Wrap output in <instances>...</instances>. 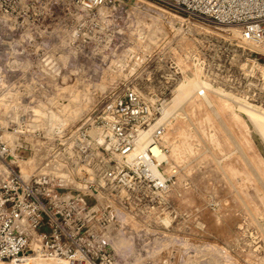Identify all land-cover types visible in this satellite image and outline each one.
<instances>
[{
	"label": "built area",
	"instance_id": "1",
	"mask_svg": "<svg viewBox=\"0 0 264 264\" xmlns=\"http://www.w3.org/2000/svg\"><path fill=\"white\" fill-rule=\"evenodd\" d=\"M95 17L117 27L102 38L135 58L131 71L152 64L167 91L149 96L127 85L95 118L47 130L40 103L8 112L0 122V264H115L113 203H153L172 186L161 142L171 117L164 120L163 112L187 75L177 57L186 36L218 29L264 54V0H0V56L52 58L46 73L54 81L29 85L54 87L63 69L58 58L78 53L79 26ZM27 136L43 145H29ZM21 150L36 158L28 176Z\"/></svg>",
	"mask_w": 264,
	"mask_h": 264
},
{
	"label": "rangeland",
	"instance_id": "2",
	"mask_svg": "<svg viewBox=\"0 0 264 264\" xmlns=\"http://www.w3.org/2000/svg\"><path fill=\"white\" fill-rule=\"evenodd\" d=\"M78 33V53L58 58L63 69L54 87L29 85L54 81L46 73L52 58L0 56L1 123L11 109L22 113L40 103L60 107L67 125L77 126L95 118L104 100L127 85L149 96L167 91L152 64L132 72L135 58L123 57L116 41L102 38L117 34L116 26L110 29L95 17ZM222 33L193 29L177 57L187 70L184 79L206 80L231 95L207 89V101L194 92L171 116L161 140L171 189L153 203H113L109 236L115 264H264V137L233 99L264 108V54L234 33ZM22 139L43 145L36 136ZM21 154L28 157L22 170L30 175L34 153Z\"/></svg>",
	"mask_w": 264,
	"mask_h": 264
},
{
	"label": "bare ground",
	"instance_id": "3",
	"mask_svg": "<svg viewBox=\"0 0 264 264\" xmlns=\"http://www.w3.org/2000/svg\"><path fill=\"white\" fill-rule=\"evenodd\" d=\"M196 76V75H195ZM188 80L184 79L180 83H178L175 91L174 96L170 100V102L167 104L164 112H163V119H169L177 109L183 107V105L187 102V100L190 98V96L201 89H212L214 91L224 93V94H230L224 91V89L216 88L211 83H209L206 80H199L195 77H188ZM231 95V94H230ZM205 100L209 101V98L204 95ZM233 99L236 101V103L240 104L239 107L243 112H246L248 116L250 117V120L258 125L257 129L261 132V135L264 137V108L255 106L251 103H244L243 99L239 97L233 96ZM243 102V103H242ZM42 105V104H41ZM38 113L41 114V123L43 125H48L50 127H53L54 125H67L69 123V120L67 119L66 113H64L61 108L57 107V109H46L44 107H41L36 110ZM46 128V127H45ZM157 155L164 157V155L158 153ZM26 176H28L26 174ZM55 264V263H51Z\"/></svg>",
	"mask_w": 264,
	"mask_h": 264
}]
</instances>
